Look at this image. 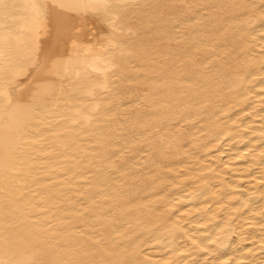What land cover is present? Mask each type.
<instances>
[{
  "label": "bare ground",
  "instance_id": "1",
  "mask_svg": "<svg viewBox=\"0 0 264 264\" xmlns=\"http://www.w3.org/2000/svg\"><path fill=\"white\" fill-rule=\"evenodd\" d=\"M0 264H264V0H0Z\"/></svg>",
  "mask_w": 264,
  "mask_h": 264
},
{
  "label": "rangeland",
  "instance_id": "2",
  "mask_svg": "<svg viewBox=\"0 0 264 264\" xmlns=\"http://www.w3.org/2000/svg\"><path fill=\"white\" fill-rule=\"evenodd\" d=\"M96 28H99V30H100V29H103V30H107V31H109V28L107 27L106 23L103 22V21L98 22V23L96 24ZM158 43H159V41H158ZM140 88H141V89H144V90L147 91V86H145L144 84H143V85H140V86H139V89H140Z\"/></svg>",
  "mask_w": 264,
  "mask_h": 264
}]
</instances>
